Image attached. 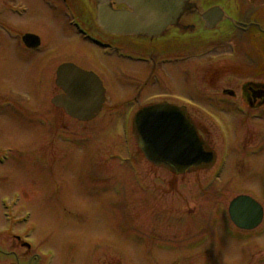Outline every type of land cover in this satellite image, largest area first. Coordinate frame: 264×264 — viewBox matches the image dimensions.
Masks as SVG:
<instances>
[{"label":"rangeland","instance_id":"1","mask_svg":"<svg viewBox=\"0 0 264 264\" xmlns=\"http://www.w3.org/2000/svg\"><path fill=\"white\" fill-rule=\"evenodd\" d=\"M212 3L236 10L241 18L249 16L252 7L264 6V0H202L203 5ZM29 17L45 20L50 37L48 56L36 68L39 82L48 75L49 101L52 92H58L54 89L57 65L71 61L84 65L89 60L93 62H86L88 71L97 66L106 79L108 99L102 115L86 123L69 118L50 103L41 120L39 113H22L39 120L27 127L29 144L40 145L44 136L47 139L48 179L43 192L24 189L18 179L0 186V196L23 190L19 207L31 216L14 234L31 231L33 249L15 246L12 234L4 233L10 227L0 203L1 264H264V222L245 232L234 226L228 213L230 202L241 194L264 206V105L253 109L244 103L241 89L252 78L235 61L237 56L258 57L259 71L253 80L264 83V35H257L256 55L241 35L222 44L211 41L205 51L192 54L182 65L188 64L191 71L176 70L173 75L169 66L163 72V65L155 69L101 56L66 27L50 21L53 15L47 9L32 7L23 21ZM18 62L12 60L7 68L25 70L26 65ZM233 65L242 68L235 72ZM159 93L180 94L210 107L205 108L214 118L192 111L200 132L216 151L210 168L175 176L152 166L133 138L125 143L121 125L127 106L133 105L128 102L137 96L145 104ZM237 104L245 106L244 114L235 109ZM2 116L14 121V115ZM221 128L230 141H223ZM20 130L13 125L0 132V146L18 147ZM220 155L226 166L212 182ZM17 157L14 153L11 161ZM12 194L9 199L15 198ZM35 253L40 262L31 263L29 254Z\"/></svg>","mask_w":264,"mask_h":264},{"label":"flooded vegetation","instance_id":"2","mask_svg":"<svg viewBox=\"0 0 264 264\" xmlns=\"http://www.w3.org/2000/svg\"><path fill=\"white\" fill-rule=\"evenodd\" d=\"M32 7L36 10L39 8L49 10L53 15V19H50V21L56 25L60 24L66 27V29L71 31V34L77 36L78 39L85 42L87 46H92L99 50L101 56L114 61L115 58L121 62L130 61L131 63L141 64L145 67H149V65L145 64V60H150L153 62L152 67L155 69L158 68L157 66L163 65V72L164 66H169L168 69L172 71L173 75H175L176 70H190L188 64L182 67L193 54L189 53L192 48L189 42L193 40L194 33H201V29H204L202 26H204L205 23L201 19L199 13V11H201V6L198 3L193 4L188 8L177 25L169 27L163 33L164 35L162 37L149 40L104 32L97 22V3L94 0H0V63L3 66V68L0 67V132L7 131V129L13 125H17L24 131L23 133V131L20 130L21 135L17 139L18 147L11 145L0 146V153H10L9 160L3 166H0V186H3L2 184H8L13 179H18L21 184L24 185V189L33 188L42 191L43 188L47 186V173L49 171L47 139L44 136L40 145L37 143L29 144L26 139L27 127L29 125L32 126L33 123H38V121L46 115L49 103L50 107L53 109L64 112L63 108L55 106L52 101L56 95L63 93V90L55 84L54 89L57 88L58 92L55 95L54 92H52L51 100L49 101L48 75H44L46 78L45 80L42 79L41 82L38 81V77L41 75L37 74L36 68L42 66L45 58L48 56L50 37L48 38L46 36L48 33L44 30L47 28L45 20L29 17L27 22L23 21V18L31 12ZM113 7L115 9H120L123 5L115 4ZM259 18L261 21H251L247 25H244V23L240 25L233 23L235 24L234 29H238L239 34L245 35L241 40L247 39L255 44L257 35H262V32H264V29H262L264 28V21L262 20V16ZM229 19L230 17H227V22ZM77 23L87 31L88 35L90 34V37L83 38L76 28ZM231 29L232 27H230V30ZM51 32V37H53L55 31ZM239 34L236 40H238ZM95 38L109 44L111 48L98 47L92 42ZM254 55H256V52H254ZM12 60L19 61V65L20 63L26 65L25 70L8 69L7 64L10 63L11 66ZM257 60L258 57H256L255 60L247 59L245 56L235 57V61L242 65L245 74L252 78L250 79L249 77L250 80L242 86L241 94L244 103L253 109L260 108L264 105V83L254 82L253 80V77H255L259 71L256 69ZM71 62L88 70L89 67L86 66V62L93 61H85L84 65L74 61ZM62 63L65 62H61V64ZM58 65L57 67H59ZM237 66H231L235 67V72H239L240 68H242L239 65ZM96 68L97 66L91 67V71H94L100 76L105 88V102L96 117L97 119L102 115L107 106L108 87L106 79L102 75L103 73L99 72ZM120 69L122 70V68L119 67V70ZM27 76H29V78H34L35 82H29L26 78ZM262 92L263 96L259 97V94ZM163 102L185 107L191 117L193 116L192 111L201 115L200 109L203 107L208 108V106L203 103H200L201 105L198 103H196L198 105H194L191 99L187 97L184 98L180 94L172 95L169 93L152 95L145 104H141L137 96L133 98V101L128 103H133L132 106L137 108ZM126 104L127 103L124 105ZM237 106L238 108H245V106H241L240 104H237ZM128 107L129 106H127V108ZM27 110H30L33 114L39 113V120L37 118L34 121L32 118L23 117L22 113ZM2 115H14V121L11 118H4ZM110 117L111 116L107 117L105 120ZM114 118L117 119L116 117ZM192 119L196 124L194 117H192ZM14 153L17 154L18 157L13 163L10 157H14ZM14 192L19 193L22 198V189ZM12 193L0 196V200L2 197H8L9 194ZM17 212H21L20 208L17 209ZM12 236L16 241V244H14L15 246L19 247L21 245V247H24L18 235L13 234ZM31 250L32 247L29 248L28 252ZM29 255L30 262H39L36 255Z\"/></svg>","mask_w":264,"mask_h":264},{"label":"water","instance_id":"3","mask_svg":"<svg viewBox=\"0 0 264 264\" xmlns=\"http://www.w3.org/2000/svg\"><path fill=\"white\" fill-rule=\"evenodd\" d=\"M94 1L97 3L98 25L103 31L149 40L162 37L169 27L177 25L193 4L192 0ZM115 4L123 7L115 9L113 7ZM224 18L225 12L218 5L201 14V19L209 29H214ZM74 68L72 65L63 66L60 74ZM84 75L82 73L80 77L88 76L84 77ZM69 81V86H72L73 90L66 88L68 96L64 99L62 97L56 99L54 102L64 106L74 116L75 92L79 91V87L75 86L73 79ZM96 91L100 106L102 88L98 83H96ZM261 96L263 92L259 94V97ZM87 101L86 95L82 98L81 105L86 106ZM97 110L98 108L84 119L94 117ZM134 136L149 161L177 174L209 168L215 160L214 152L202 141L186 111L180 108L156 105L142 109L135 120ZM230 214L233 221L244 229L255 228L263 217L261 206L248 196L235 199L231 203Z\"/></svg>","mask_w":264,"mask_h":264},{"label":"bare ground","instance_id":"4","mask_svg":"<svg viewBox=\"0 0 264 264\" xmlns=\"http://www.w3.org/2000/svg\"><path fill=\"white\" fill-rule=\"evenodd\" d=\"M223 174V173H222ZM222 174L220 175V177L222 176ZM219 179V178H218Z\"/></svg>","mask_w":264,"mask_h":264}]
</instances>
